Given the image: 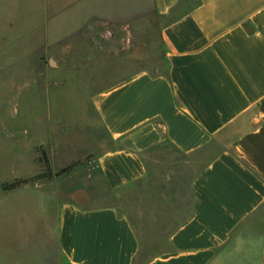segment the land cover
I'll use <instances>...</instances> for the list:
<instances>
[{
	"label": "crops",
	"instance_id": "1",
	"mask_svg": "<svg viewBox=\"0 0 264 264\" xmlns=\"http://www.w3.org/2000/svg\"><path fill=\"white\" fill-rule=\"evenodd\" d=\"M152 4L165 71L91 101L110 142L94 161L119 203L64 205L58 264H138L145 229L156 254L142 264H215L244 226L264 264V0ZM139 184L156 187V210L132 196L122 212Z\"/></svg>",
	"mask_w": 264,
	"mask_h": 264
},
{
	"label": "rangeland",
	"instance_id": "2",
	"mask_svg": "<svg viewBox=\"0 0 264 264\" xmlns=\"http://www.w3.org/2000/svg\"><path fill=\"white\" fill-rule=\"evenodd\" d=\"M159 32L152 0H0V264H58L61 208L119 203L94 161L110 142L91 101L133 74L165 71ZM44 155L53 173L78 163L3 190L42 173ZM150 187L122 192L121 211L132 196L139 213L155 211V202L146 203L157 192ZM148 232L141 231L138 264L156 254ZM253 236L246 226L238 230L215 264H254Z\"/></svg>",
	"mask_w": 264,
	"mask_h": 264
},
{
	"label": "trees",
	"instance_id": "3",
	"mask_svg": "<svg viewBox=\"0 0 264 264\" xmlns=\"http://www.w3.org/2000/svg\"><path fill=\"white\" fill-rule=\"evenodd\" d=\"M43 161H44V165H45V170L42 173L35 175L33 177H30V178L16 179L10 183H4V184H2L3 190H14V189H17L23 185L29 184V183H33V182H37V181H40L43 179L52 178L53 176H60V175L65 174V173H69L73 170V168L78 163V162H73V163L69 164L68 166L64 167L63 169H61L60 171L53 173L49 167V163H48L45 155L43 157Z\"/></svg>",
	"mask_w": 264,
	"mask_h": 264
}]
</instances>
